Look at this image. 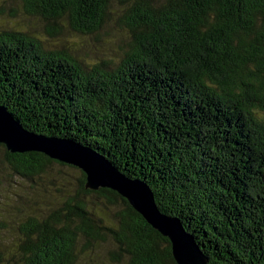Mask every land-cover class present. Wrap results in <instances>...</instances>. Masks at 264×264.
Listing matches in <instances>:
<instances>
[{
  "label": "trees",
  "instance_id": "16d2710c",
  "mask_svg": "<svg viewBox=\"0 0 264 264\" xmlns=\"http://www.w3.org/2000/svg\"><path fill=\"white\" fill-rule=\"evenodd\" d=\"M20 10L42 24L37 35L0 26V106L144 182L208 264H264V0H20ZM115 27L112 54L92 64L61 38L107 44ZM105 242L115 264H176L115 192L0 145V264H95Z\"/></svg>",
  "mask_w": 264,
  "mask_h": 264
},
{
  "label": "water",
  "instance_id": "95a60500",
  "mask_svg": "<svg viewBox=\"0 0 264 264\" xmlns=\"http://www.w3.org/2000/svg\"><path fill=\"white\" fill-rule=\"evenodd\" d=\"M0 145L10 154L39 153L85 175V189H107L123 198L143 220L170 243L176 264H208L194 236L181 222L161 213L150 188L121 174L103 155L69 138L28 132L0 106Z\"/></svg>",
  "mask_w": 264,
  "mask_h": 264
},
{
  "label": "rangeland",
  "instance_id": "374dc122",
  "mask_svg": "<svg viewBox=\"0 0 264 264\" xmlns=\"http://www.w3.org/2000/svg\"><path fill=\"white\" fill-rule=\"evenodd\" d=\"M41 22L36 19H25L23 18L20 10V0H0V26L1 27H17L22 30L28 31L31 34L37 35V30L41 28ZM115 29L110 31L111 34H114ZM117 33L110 38V41L107 42H92L89 37H81L70 32H63L61 38L66 41V46H69L75 52L83 58L87 64H92L96 57H104L105 54H112L109 49L106 48L110 43L116 41ZM41 39H46V37L41 36ZM105 39V38H102ZM52 41H47V46H52ZM111 244L105 242L96 248L94 253L95 264H115L112 262V257H110ZM88 264V263H85ZM124 264V263H121Z\"/></svg>",
  "mask_w": 264,
  "mask_h": 264
}]
</instances>
